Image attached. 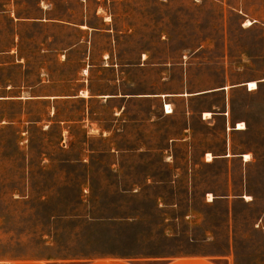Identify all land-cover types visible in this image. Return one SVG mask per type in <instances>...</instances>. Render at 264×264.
I'll use <instances>...</instances> for the list:
<instances>
[{
  "label": "rangeland",
  "instance_id": "374dc122",
  "mask_svg": "<svg viewBox=\"0 0 264 264\" xmlns=\"http://www.w3.org/2000/svg\"><path fill=\"white\" fill-rule=\"evenodd\" d=\"M101 253L264 264V0H0V258Z\"/></svg>",
  "mask_w": 264,
  "mask_h": 264
},
{
  "label": "crops",
  "instance_id": "0c3cea01",
  "mask_svg": "<svg viewBox=\"0 0 264 264\" xmlns=\"http://www.w3.org/2000/svg\"><path fill=\"white\" fill-rule=\"evenodd\" d=\"M250 90V89H249ZM246 161V160H245ZM0 264H218L213 256L203 254H187L166 257L152 256H127L116 253H101L93 256L71 258H0Z\"/></svg>",
  "mask_w": 264,
  "mask_h": 264
},
{
  "label": "bare ground",
  "instance_id": "6f19581e",
  "mask_svg": "<svg viewBox=\"0 0 264 264\" xmlns=\"http://www.w3.org/2000/svg\"><path fill=\"white\" fill-rule=\"evenodd\" d=\"M248 24H250V21H248L247 22ZM246 86L247 87H249V89L250 90H255L257 87H258V84H257V82L256 81H251V82H249V83H246ZM166 108L170 111V112H172V110L170 109V105H166ZM205 118H207V117H211L212 115H211V113H209V112H205ZM244 124L243 123H239V127H238V129H244ZM208 156H209V159L208 160H211L212 159V155L211 154H208ZM245 159L246 160H248L249 159V155L247 154V155H245Z\"/></svg>",
  "mask_w": 264,
  "mask_h": 264
},
{
  "label": "built area",
  "instance_id": "2783aa9c",
  "mask_svg": "<svg viewBox=\"0 0 264 264\" xmlns=\"http://www.w3.org/2000/svg\"><path fill=\"white\" fill-rule=\"evenodd\" d=\"M165 112H166V113H170V111H169L167 108H165ZM228 114H229L228 111H227L226 113H224V115H225L226 117H228ZM238 127H239V123L236 124V127H235V128L237 129ZM228 128H229V126H228Z\"/></svg>",
  "mask_w": 264,
  "mask_h": 264
}]
</instances>
